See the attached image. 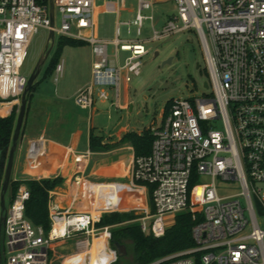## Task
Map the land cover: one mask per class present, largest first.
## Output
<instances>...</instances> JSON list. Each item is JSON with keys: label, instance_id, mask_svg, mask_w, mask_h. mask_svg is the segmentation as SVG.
I'll list each match as a JSON object with an SVG mask.
<instances>
[{"label": "built area", "instance_id": "2783aa9c", "mask_svg": "<svg viewBox=\"0 0 264 264\" xmlns=\"http://www.w3.org/2000/svg\"><path fill=\"white\" fill-rule=\"evenodd\" d=\"M158 1L166 0H136L134 18L118 21L116 37L107 40L96 34V16L112 13L118 18L125 0H102L100 5L96 0H53L58 28L51 26L48 5L0 0V106H19L27 85L21 68L39 28L90 48V81L73 97L79 109L92 112L96 93L107 101L103 87H113L112 103L121 108L120 85L140 74L142 58L149 53L146 45L191 31L199 37L209 77L206 89L211 90L173 99L161 125L150 127V152L134 157L127 184L82 186L75 179L74 187L90 198L91 208L50 209L47 234L25 217L29 192L19 185L4 214L0 264H49V251L63 240H74L68 264H112L117 255L110 227L97 224L105 214L128 212L154 238L164 236L178 214L198 218L191 228L192 247L151 264H264V228L258 218V213L264 215V0H172L176 13L156 30L152 13ZM145 21L151 30L148 39H119L120 24L128 34L133 26L140 36ZM120 52L128 53L122 62ZM54 70L56 83L62 62ZM202 176L210 183L193 196ZM217 179L236 183L240 191L220 197ZM105 250L107 262L101 255Z\"/></svg>", "mask_w": 264, "mask_h": 264}, {"label": "rangeland", "instance_id": "374dc122", "mask_svg": "<svg viewBox=\"0 0 264 264\" xmlns=\"http://www.w3.org/2000/svg\"><path fill=\"white\" fill-rule=\"evenodd\" d=\"M98 5L102 0L96 1ZM136 12V0H125L124 10L120 11L118 21L127 22L134 18ZM176 13V7L172 0L155 2L153 9L154 28L160 30L167 22L168 18ZM144 14H148L144 12ZM116 15L112 13H100L97 19L98 37L112 40L116 37ZM60 25V16L54 14V26ZM130 33H127V26H118L119 39L124 42L134 40H146L151 36L149 23L145 21L142 33L137 35L136 29L131 26ZM49 32L39 28L31 40L28 48L27 58L21 68V74L27 79L34 71L43 53L49 48ZM59 37L55 35L53 44L47 58L40 68V72L33 82L36 91L32 93L33 102L49 101L56 97H69L76 90L82 88L88 81L89 75V46L78 47L63 46L60 50L59 62L63 64L62 75L55 83V70L47 73V69L58 49ZM51 43V42H50ZM49 44V45H48ZM149 53L142 58L141 72L133 77L128 84L127 93L125 84L119 88L120 102H124L127 94L129 108L120 110L112 103L114 100L113 87H103L108 94L107 101H101L94 96V105L91 116V126L96 135H115L119 130L126 128L129 132H140L152 126L158 127L163 122L164 114L172 103L173 99H184L202 94H209L211 90L203 87L208 82L209 77L206 71L204 53L198 35L194 32H186L173 35L164 40L151 42L146 45ZM114 47L110 45L108 52L112 53ZM128 55L120 52V62ZM89 61V63H88ZM85 87V86H84ZM17 105V114L19 112ZM86 114V113H85ZM221 129V125H217ZM82 149L86 148L83 140ZM210 183V178L200 177L195 181L193 196L202 194L203 186ZM198 186V187H197ZM217 193L220 197L237 194L240 189L234 182H222L216 180ZM6 199V208L7 198ZM259 223L264 228V215L258 213ZM68 253L67 251H64ZM63 251L61 253H64ZM107 259L110 258L106 251Z\"/></svg>", "mask_w": 264, "mask_h": 264}, {"label": "crops", "instance_id": "0c3cea01", "mask_svg": "<svg viewBox=\"0 0 264 264\" xmlns=\"http://www.w3.org/2000/svg\"><path fill=\"white\" fill-rule=\"evenodd\" d=\"M118 18L116 17V24ZM96 34L98 36L97 28ZM83 45L87 44L83 42L81 45L70 47ZM88 60L91 70L90 49ZM90 70L88 81L84 86L90 81ZM33 85V90L28 96L25 117L14 152L10 180L20 182V185L25 186L24 182L28 180L61 178L60 185L49 192L48 209L54 208L69 212H78L82 208L90 209L92 205L87 195L78 194L73 184L75 179H80L82 186L127 184L130 180V167L134 159L132 146L123 144L108 152H91L89 149L90 131H94L90 124L92 112L79 109L73 102L74 95L84 86L69 97H56L47 102L46 100L33 102L32 93L37 88L35 84ZM127 89L128 84H125L126 93ZM120 103L122 107L116 108L120 110L129 108L127 94L124 102ZM15 108H17L16 102L7 104L0 110V118L9 116ZM16 115H18L17 112ZM128 132L126 128H123L115 135L102 136L105 138V143L115 144ZM83 140L86 143L85 149L81 148ZM52 249L61 264H68L65 259L74 252V240L56 242ZM67 250L68 253H65L64 251ZM62 251L64 253H61ZM101 255L107 262L106 250L101 252Z\"/></svg>", "mask_w": 264, "mask_h": 264}, {"label": "trees", "instance_id": "16d2710c", "mask_svg": "<svg viewBox=\"0 0 264 264\" xmlns=\"http://www.w3.org/2000/svg\"><path fill=\"white\" fill-rule=\"evenodd\" d=\"M39 4L48 5V0H36ZM83 42L73 39L59 37L58 49L52 59L47 73L54 71L59 63L60 50L63 46H77ZM34 85L27 92L26 99L33 90ZM16 112L14 109L9 116L0 118V194L4 179V171L8 153L12 143L13 131L16 123ZM153 137L150 129L143 130L140 134L128 132L115 144L105 143L102 135L90 131L89 149L91 152H108L116 147L129 144L134 150V157L147 155L150 152ZM61 178L28 180L24 184L29 192V197L24 204L25 217L36 227H41L47 234L50 230L49 220V192L59 186ZM20 182L9 181L6 198L9 205L17 192ZM137 216L133 212L110 213L102 216L97 227H110L111 246L115 249L120 247L123 255L116 258L112 264H151L155 260L168 254L181 251L193 246L191 239V228L196 221L190 213H181L175 217L174 225L168 228L164 236L154 238L151 234H144L140 224L135 221ZM3 234V224L0 222V242ZM49 264H61L55 257V251H49Z\"/></svg>", "mask_w": 264, "mask_h": 264}, {"label": "water", "instance_id": "95a60500", "mask_svg": "<svg viewBox=\"0 0 264 264\" xmlns=\"http://www.w3.org/2000/svg\"><path fill=\"white\" fill-rule=\"evenodd\" d=\"M48 6H49V19L51 21V26H53L54 24V7H53V0H48ZM53 32L50 31L49 32V38H48V42L50 41L51 43L49 48L47 47L46 51L43 53L42 57L40 58V60L38 61L34 71L32 72V74L29 76V78L27 79V85L26 88L23 92V94L21 95L20 98V107H19V112L16 118V124H15V128L13 131V136H12V143H11V147L8 153V158H7V162H6V166H5V171H4V179H3V183H2V187H1V194H0V222L2 224H4L5 222V211H6V193H7V189H8V185H9V181H10V176H11V169H12V164H13V157H14V152L16 150L17 147V143H18V139H19V135H20V131L23 125V121H24V117H25V112H26V107H27V99H26V95L28 90L30 89V87L33 85V82L35 81V79L37 78L39 72H40V68L44 63V60L47 58V55L50 51V47L53 44ZM48 44V45H49ZM204 88H207L208 85L205 82L203 84ZM115 252L116 255L118 257H121L123 255L120 247H116L115 248Z\"/></svg>", "mask_w": 264, "mask_h": 264}, {"label": "bare ground", "instance_id": "6f19581e", "mask_svg": "<svg viewBox=\"0 0 264 264\" xmlns=\"http://www.w3.org/2000/svg\"><path fill=\"white\" fill-rule=\"evenodd\" d=\"M7 104H3L2 106H1V108H0V110L3 108V107H5ZM4 112V111H3Z\"/></svg>", "mask_w": 264, "mask_h": 264}]
</instances>
